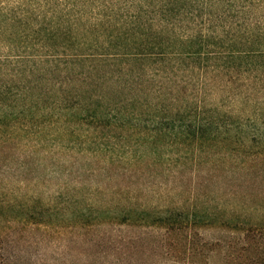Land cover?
Masks as SVG:
<instances>
[{"label":"trees","instance_id":"trees-1","mask_svg":"<svg viewBox=\"0 0 264 264\" xmlns=\"http://www.w3.org/2000/svg\"><path fill=\"white\" fill-rule=\"evenodd\" d=\"M243 135L264 138V0H0V264L12 224L82 234L99 264H134L151 238L163 264H264V210L215 202L200 167L264 143ZM47 143L117 175L28 181L59 165Z\"/></svg>","mask_w":264,"mask_h":264},{"label":"rangeland","instance_id":"rangeland-1","mask_svg":"<svg viewBox=\"0 0 264 264\" xmlns=\"http://www.w3.org/2000/svg\"><path fill=\"white\" fill-rule=\"evenodd\" d=\"M261 139L264 140V138H258L255 142L251 143L248 140V136L243 135L240 143L246 146H259ZM46 146L48 147L42 148L41 152L45 154V151L50 148L55 150L50 152L47 159L58 161L59 165L52 169L51 172L53 173L47 174L42 168H37L35 164H32L30 169L27 170L25 177L28 181L35 176L41 179L44 178L45 181L48 180L50 182L48 186L51 189H56L60 186L75 187L74 185L77 181H79V185L82 184L84 190L95 189L97 185L104 188L107 186L106 182L98 177L104 171L103 169L111 167V171L113 172L119 169L106 163L101 153L98 156H93L91 163L86 164L85 168H80V163L91 159L82 158L75 161V158H77L75 155L78 154L77 151L73 154L74 157L70 158L72 155L69 153H58V148L54 144L47 143ZM260 146L263 148L264 143ZM261 147H255L246 156H233L228 153H221L213 158L209 157L211 165L209 162L205 167L200 166L201 169L210 167L215 172L216 183L207 192L215 198V202L223 203L229 207H236L240 210L258 208V214H262L260 208L264 210V150ZM14 153L16 154L15 156L19 154L16 151ZM49 160L45 162L47 166L50 165ZM157 169L161 170V168H154V170ZM132 170L141 172L148 170V168L137 165ZM191 171L190 168L186 169V175L188 176V173ZM114 173L113 177L117 175L116 172ZM78 178L79 180H77ZM208 180L212 181V178L210 177ZM108 185H112V183ZM147 200L156 202V198H153L151 195H144L142 199L143 203L147 204ZM95 201H98L99 204L105 202L97 197H95ZM11 226L10 229L6 230L3 239L4 243L8 242L6 254L8 257L14 258L15 264H99V261L95 260L94 257L96 249L88 247L89 244L87 243L84 245L82 234L77 232L71 234L69 230L58 232L46 231L43 228L28 227L25 229L18 224H12ZM146 233L148 232L146 231ZM146 233L136 229L124 230V236L135 234L146 238ZM203 235L206 239L216 240L228 238L229 234L222 230H208L204 231ZM89 238V236L85 237V239ZM149 241L152 244L155 240L151 238L141 243V245L136 244L133 248L129 259L134 264L164 263L162 253L153 247L155 243L151 245ZM100 246H103V244ZM120 255V252L116 253L118 258ZM108 256L109 253L106 251V254L102 256L100 261L107 260ZM213 264H218V261L214 260Z\"/></svg>","mask_w":264,"mask_h":264}]
</instances>
